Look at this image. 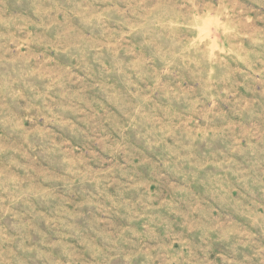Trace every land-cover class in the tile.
<instances>
[{
    "label": "rangeland",
    "instance_id": "rangeland-1",
    "mask_svg": "<svg viewBox=\"0 0 264 264\" xmlns=\"http://www.w3.org/2000/svg\"><path fill=\"white\" fill-rule=\"evenodd\" d=\"M0 264H264V0H0Z\"/></svg>",
    "mask_w": 264,
    "mask_h": 264
}]
</instances>
